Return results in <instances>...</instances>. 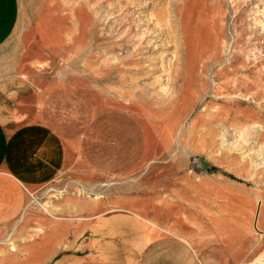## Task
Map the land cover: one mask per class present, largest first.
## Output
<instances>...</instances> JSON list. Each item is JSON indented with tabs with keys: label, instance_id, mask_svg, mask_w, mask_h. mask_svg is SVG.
<instances>
[{
	"label": "rangeland",
	"instance_id": "374dc122",
	"mask_svg": "<svg viewBox=\"0 0 264 264\" xmlns=\"http://www.w3.org/2000/svg\"><path fill=\"white\" fill-rule=\"evenodd\" d=\"M18 4L0 60L66 156L0 223V264H98L90 227L114 208L198 264L263 256L264 0Z\"/></svg>",
	"mask_w": 264,
	"mask_h": 264
},
{
	"label": "crops",
	"instance_id": "0c3cea01",
	"mask_svg": "<svg viewBox=\"0 0 264 264\" xmlns=\"http://www.w3.org/2000/svg\"><path fill=\"white\" fill-rule=\"evenodd\" d=\"M18 14V0H0V46L13 32ZM38 98L34 85L6 72L0 60V223L18 214L24 189L49 182L65 162L58 135L36 121ZM88 247L98 264H198L186 239L153 236L139 215L124 208L94 218Z\"/></svg>",
	"mask_w": 264,
	"mask_h": 264
},
{
	"label": "built area",
	"instance_id": "2783aa9c",
	"mask_svg": "<svg viewBox=\"0 0 264 264\" xmlns=\"http://www.w3.org/2000/svg\"><path fill=\"white\" fill-rule=\"evenodd\" d=\"M253 264H264V255L254 260Z\"/></svg>",
	"mask_w": 264,
	"mask_h": 264
},
{
	"label": "water",
	"instance_id": "95a60500",
	"mask_svg": "<svg viewBox=\"0 0 264 264\" xmlns=\"http://www.w3.org/2000/svg\"><path fill=\"white\" fill-rule=\"evenodd\" d=\"M256 216H257V214H256ZM255 227H256V225H255Z\"/></svg>",
	"mask_w": 264,
	"mask_h": 264
}]
</instances>
